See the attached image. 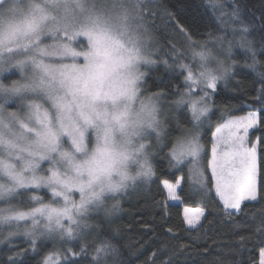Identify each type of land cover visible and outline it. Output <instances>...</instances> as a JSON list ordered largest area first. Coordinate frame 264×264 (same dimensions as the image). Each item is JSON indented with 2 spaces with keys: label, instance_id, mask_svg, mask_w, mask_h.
Wrapping results in <instances>:
<instances>
[{
  "label": "snow or ice",
  "instance_id": "1",
  "mask_svg": "<svg viewBox=\"0 0 264 264\" xmlns=\"http://www.w3.org/2000/svg\"><path fill=\"white\" fill-rule=\"evenodd\" d=\"M209 2L213 8H223L220 0ZM147 3L0 0V74L18 69L22 77L10 85L0 82V201L7 203L0 207V244L14 248L12 239L23 234L30 245L7 255V264H24L29 253L39 252L43 241L65 245L80 239L93 227L94 215L102 212L108 218L119 210L120 201L116 199L109 207V199L126 194L137 181L153 180L149 138L154 136L157 144L161 143L166 125L160 118L162 94H144L147 72L142 67L156 65L154 57L159 51L147 18ZM216 20L230 28L234 37L239 32L238 43L247 47L253 58L250 67H254L256 50L247 35L254 25L241 18L235 0L232 12L220 11ZM205 35V40L187 35L186 50L181 52L173 45L171 53L176 60L189 54L199 60L196 76L190 64L178 63L187 70L185 79L191 83L174 102L190 107L196 129L210 120L211 93L207 89L216 91L218 82L230 72L220 56L225 51L230 55L232 40L226 41L211 28ZM209 43L215 44V51ZM163 63L173 66L168 60ZM259 75L264 80V73ZM192 85L202 86V94L193 97ZM14 98L25 109L23 115L5 110L4 105ZM255 99L264 101V83ZM259 123L257 112H249L230 117L213 133L207 168L215 195L229 218L232 210L237 215L243 212L245 201L264 199V182L258 187L261 167L257 146L247 144L249 130ZM169 155L176 162L170 167L192 158L201 189L207 188L198 132L189 129L177 137ZM163 185L170 199H179L176 189L180 180L175 184L165 180ZM42 188L48 189L50 202L33 194L29 199L35 206L27 210L11 204L13 197ZM74 193L79 194L78 200ZM203 215L202 209L190 214L186 208L184 219L195 228ZM87 247L82 244L78 252L72 247L53 249L37 264H78L76 258L86 253ZM116 254L115 246L103 240L91 259L94 264H108V257ZM260 264H264V250Z\"/></svg>",
  "mask_w": 264,
  "mask_h": 264
},
{
  "label": "trees",
  "instance_id": "2",
  "mask_svg": "<svg viewBox=\"0 0 264 264\" xmlns=\"http://www.w3.org/2000/svg\"><path fill=\"white\" fill-rule=\"evenodd\" d=\"M220 3L222 9L213 8L209 0H148L147 18L159 51L154 57L157 64L146 68L144 94H162L159 98L160 118L166 125L161 143L157 144L153 137L150 138L153 146L150 159L155 176L150 182L137 181L135 187L119 195L120 208L111 217L105 218L102 212L94 215L91 218L93 227L86 229L80 239L65 245L58 241H43L39 252L29 253L24 264H37L53 249L63 251L72 247L78 252L82 244L88 247L86 253L76 258L78 264H94L91 257L103 240L110 241L117 249L116 255L108 257V264H259L260 252L264 250V230H258L264 229V199L258 197L255 202H244L241 206L243 212L237 215L236 210H232L233 215L229 218L215 195L207 163L213 130L227 118L254 111L259 115L260 123L249 132L247 144L252 147L257 142L261 167L258 187L260 182H264V101L255 99L264 83L259 75L264 73V47L261 46L264 42V0H235L241 8V18L254 25L247 34L256 50L257 63L254 67H250L253 65L251 53L238 43L239 32L234 37L230 28L216 20L220 11L232 12L233 0H220ZM210 28L214 34L224 35L226 41L232 40L230 55L221 54L230 72L218 82L216 91L207 89L211 93L210 120L196 129L187 104L177 106L174 102L189 86L185 79L188 72L178 67V63L191 62L199 66L198 58L193 60L189 54L176 60L171 53L173 45L179 51L186 50L187 35H191L193 40L207 39L205 33ZM208 46L215 51L214 43ZM163 60H168L173 66H166ZM17 77L12 70L0 74V81L10 84ZM201 93L199 90L194 94L199 96ZM189 129L199 133L204 148L203 165L208 177V186L204 189L192 182L188 160L170 167V163H176L170 160V150L176 138L182 137ZM178 179H181L178 191L180 204H171L162 182L175 183ZM31 193L44 196L45 202L49 200L43 189L29 190L20 199H28ZM28 201L20 202L21 205L16 204V207H32L31 201ZM183 207H199L204 211L202 221L195 228L186 226ZM97 223L99 227L95 226ZM12 244L16 247L0 244V264H7V255L30 246L23 234L14 237Z\"/></svg>",
  "mask_w": 264,
  "mask_h": 264
},
{
  "label": "rangeland",
  "instance_id": "3",
  "mask_svg": "<svg viewBox=\"0 0 264 264\" xmlns=\"http://www.w3.org/2000/svg\"><path fill=\"white\" fill-rule=\"evenodd\" d=\"M80 40H82V41H84V38L83 37H80L79 38ZM48 42H50V41H48ZM86 42V41H85ZM209 48H211V46H208ZM224 48H225V50H227V48H228V45L227 44H224ZM198 50V49H197ZM215 50H216V48H215ZM181 52H182V50H180ZM224 54H226L227 56H229V53L227 52V51H225L224 52ZM220 58L221 59H223V57H221L220 56ZM224 60V59H223ZM225 61V60H224ZM186 64H190L191 66H192V68H193V75L194 76H196V75H198V72H199V66H195L193 63H186ZM197 64H199V60H198V63ZM211 66L212 67H216V65H215V62H212V64H211ZM225 67H228V65H227V63L225 62V65H224ZM148 66H145V67H142V71H146V68H147ZM12 70H14L16 73H17V75H18V77H17V79H15V80H20V79H22V77H21V73L19 72V70L18 69H11L10 71H12ZM9 71V72H10ZM8 73V72H7ZM5 73H3V75H4ZM187 75H188V73H187ZM1 82V81H0ZM191 82H189V84H190ZM11 84V83H10ZM10 84H6V85H10ZM202 86H200V87H198V86H196V85H192V88H191V93H192V96L193 97H198L196 94H194V93H196V92H198L199 90H200V88H201ZM202 94V93H201ZM201 94H199V95H201ZM0 102H2V101H0ZM188 106V105H187ZM4 108H5V110L6 111H19L20 113H21V115H23V112H24V108L20 105V103H19V101L17 100V99H13V100H10L9 101V103L8 104H5L4 105ZM188 108H189V110H190V107L188 106ZM190 112H191V110H190ZM252 112H254V111H252ZM248 114V113H247ZM247 114H245V115H247ZM245 115H242V116H245ZM236 117H241V116H236ZM227 119H229V118H227ZM226 119V120H227ZM254 129V128H253ZM215 130H216V128L213 130V132H212V135H211V147H212V144L214 143V138H213V133L215 132ZM252 129H250L249 130V132L251 131ZM197 132V131H196ZM151 138V137H150ZM149 138V139H150ZM153 138H154V136H153ZM155 139V138H154ZM253 145H255V146H257V142H255ZM211 159V148H210V157H209V160ZM185 160H188L187 162H188V166H189V169L191 170V172H190V174H191V178H192V182L194 183V184H196V185H200V177L198 176V168H197V166L193 163V161H192V158H186ZM173 162H175L174 160H173ZM45 167H47V165H45ZM209 170V169H208ZM134 171H135V169H133V173H134ZM209 172H210V170H209ZM210 176H211V172H210ZM178 180H180L181 181V179H178ZM139 182H142V181H139ZM170 183V182H169ZM176 183V182H175ZM175 183H172V184H175ZM162 187H163V189H164V191H165V193H166V196H167V200H168V202L169 203H171V204H180V199H178V200H172V199H170L169 197H168V193H167V189L166 188H164V185H163V182H162ZM43 190H45L46 192H47V194L49 195V200L48 201H46V202H50L51 201V196H50V193H49V191H48V189H46V188H42ZM42 189H40V190H42ZM179 189H180V187H178L177 189H176V194L178 195V191H179ZM33 190H35V189H33ZM215 190V189H214ZM35 191H38V190H35ZM31 195H33V193H31L29 196H28V194L26 195V196H24V198H26L27 196H28V199H23V200H21L20 199V197H13L12 198V200H11V204H13V205H15V206H17V205H21L20 204V202H23V203H26L28 200H29V197L31 196ZM74 195V198L75 199H79V194L78 193H74L73 194ZM116 199H118V196L115 198V199H109L108 201H107V205L108 206H111L113 203H115V200ZM27 200V201H26ZM30 201V200H29ZM28 201V202H29ZM222 202V201H221ZM246 202V201H245ZM17 204V205H16ZM31 204L33 205V206H35L32 202H31ZM222 204H223V202H222ZM7 206V203L6 202H4V201H0V207H6ZM189 209L190 210V214L192 213V212H194L196 209H201V208H199V207H183V209H182V215H183V219H184V213H185V209ZM26 209H28V208H25V209H19V210H26ZM204 216V215H203ZM203 216H201L200 217V222L202 221V218H203ZM184 222H185V224H186V226L187 227H189V228H191V226H189L188 224H187V222H186V220L184 219ZM200 222H199V224H200ZM23 223L24 222H21V225H23ZM198 224V225H199ZM260 254H261V252H260ZM259 264H260V261H259Z\"/></svg>",
  "mask_w": 264,
  "mask_h": 264
}]
</instances>
